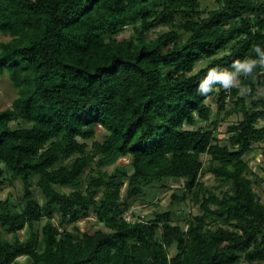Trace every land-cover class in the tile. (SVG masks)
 Listing matches in <instances>:
<instances>
[{"label":"trees","instance_id":"16d2710c","mask_svg":"<svg viewBox=\"0 0 264 264\" xmlns=\"http://www.w3.org/2000/svg\"><path fill=\"white\" fill-rule=\"evenodd\" d=\"M204 1L0 0V74L18 92L0 108V191L23 187L0 195V264H264V176L246 158L264 142V70L239 77L244 94L198 91L258 58L264 0ZM210 97L240 116L225 142ZM169 179L172 203L201 212L133 211ZM92 214L103 226L83 229Z\"/></svg>","mask_w":264,"mask_h":264},{"label":"rangeland","instance_id":"374dc122","mask_svg":"<svg viewBox=\"0 0 264 264\" xmlns=\"http://www.w3.org/2000/svg\"><path fill=\"white\" fill-rule=\"evenodd\" d=\"M204 6H207L208 9L213 8L216 3L214 0H205ZM162 28H166V26H162ZM6 36L0 35V41L4 40ZM18 92L8 75L0 74V108H5L9 106L14 98L17 96ZM208 102L213 107V119H218L219 124L218 128L216 129V133L218 136L222 139L223 142H225V138L228 136V125L231 122H234L240 118L239 115L233 114L225 118V113H220L219 110V102L214 99L213 97H210L208 99ZM229 105H233L234 101L232 99H229ZM224 118V119H223ZM207 121L202 120L198 117L197 119V125H206ZM104 135V130L102 128H98V133L96 135V138L102 139ZM247 160L251 164V166L254 168L255 171L259 172L261 176H264V142L260 144H256V149L251 152L249 155L246 156ZM117 163L121 164L122 170H132V166L130 164V159L128 157H118L114 162H111L109 167H112L116 165ZM205 182L208 185H216L218 184V181L214 177L212 173H207V175L204 177ZM182 183L179 181H176L174 179L166 180L165 185L160 184L156 185V187L151 190L150 194L146 197V200L144 203H140V201L136 202L134 207L132 208L133 211L144 214L146 216H151L155 210H165L167 208H172L175 211L183 210V211H191L192 213H199L201 212L200 206L198 204H194L190 198H187L185 200H177L174 203H172V195L174 192H182ZM264 183L262 182V185L259 187H256V191L258 194L262 196V199L264 201ZM23 187L19 183V181H15L14 185H8L3 190L0 191V195L2 197L8 196L10 193L13 194V196H19L22 194ZM177 211V212H178ZM182 215L179 216L178 214L175 216V220H182ZM58 216L56 218V221H58ZM94 225L96 227H102L103 224L100 222H97L96 216L92 214L91 216L84 218L80 221V224L83 229L89 228L90 225ZM28 235H30V229L26 227L21 232V237L25 238ZM4 236L6 238L13 237V233H5ZM19 264H30V257L29 256H21L18 259ZM245 264H249L245 262ZM257 264V263H254Z\"/></svg>","mask_w":264,"mask_h":264},{"label":"clouds","instance_id":"9594fccd","mask_svg":"<svg viewBox=\"0 0 264 264\" xmlns=\"http://www.w3.org/2000/svg\"><path fill=\"white\" fill-rule=\"evenodd\" d=\"M252 51L257 54L258 58L234 60L232 63L233 71H219L216 68L210 69L206 77L199 84V93L207 96L214 90L213 86L218 84L225 90L237 88L240 94H244L247 89L240 84L239 77L245 76L254 78L255 69L259 67L261 70H264V49L259 45H254Z\"/></svg>","mask_w":264,"mask_h":264},{"label":"built area","instance_id":"2783aa9c","mask_svg":"<svg viewBox=\"0 0 264 264\" xmlns=\"http://www.w3.org/2000/svg\"><path fill=\"white\" fill-rule=\"evenodd\" d=\"M126 217L128 220H130L132 218V213H128Z\"/></svg>","mask_w":264,"mask_h":264}]
</instances>
